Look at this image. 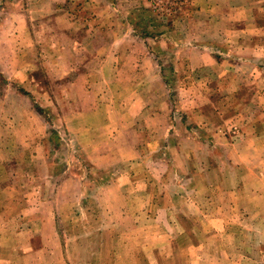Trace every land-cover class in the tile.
I'll return each instance as SVG.
<instances>
[{
    "label": "rangeland",
    "instance_id": "374dc122",
    "mask_svg": "<svg viewBox=\"0 0 264 264\" xmlns=\"http://www.w3.org/2000/svg\"><path fill=\"white\" fill-rule=\"evenodd\" d=\"M0 264H264V0H0Z\"/></svg>",
    "mask_w": 264,
    "mask_h": 264
},
{
    "label": "trees",
    "instance_id": "16d2710c",
    "mask_svg": "<svg viewBox=\"0 0 264 264\" xmlns=\"http://www.w3.org/2000/svg\"><path fill=\"white\" fill-rule=\"evenodd\" d=\"M135 10V9H134ZM151 10L150 9H143V11H141V12H143V13H149ZM144 20V19H143ZM148 21H146V22H149V25H152L153 26V28H154V26H155V24L153 25V21H152V19H147ZM154 20H156V19H154ZM169 21V20H168ZM138 23V22H137ZM160 24H162V21H160L159 22ZM145 34H150L148 31H146V33Z\"/></svg>",
    "mask_w": 264,
    "mask_h": 264
}]
</instances>
